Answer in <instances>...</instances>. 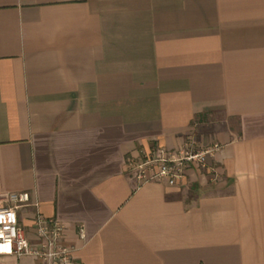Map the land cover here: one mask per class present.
<instances>
[{"label": "crops", "instance_id": "crops-1", "mask_svg": "<svg viewBox=\"0 0 264 264\" xmlns=\"http://www.w3.org/2000/svg\"><path fill=\"white\" fill-rule=\"evenodd\" d=\"M188 140L222 149L175 185L129 170ZM15 191L31 243L58 220L80 264H264V0H0Z\"/></svg>", "mask_w": 264, "mask_h": 264}, {"label": "built area", "instance_id": "built-area-1", "mask_svg": "<svg viewBox=\"0 0 264 264\" xmlns=\"http://www.w3.org/2000/svg\"><path fill=\"white\" fill-rule=\"evenodd\" d=\"M221 149L219 143L197 148L193 140H188L175 150L162 148L157 153L132 158L128 167L140 183L159 181L175 185L185 177L190 166L205 167ZM30 205L28 191L10 192L0 200V255H31L36 264H80L76 249L63 243L64 224L58 220L39 215L36 221L38 244L31 243L18 219L19 213Z\"/></svg>", "mask_w": 264, "mask_h": 264}]
</instances>
